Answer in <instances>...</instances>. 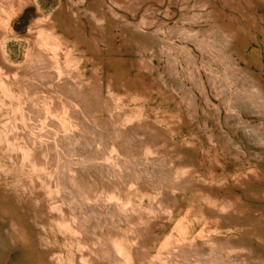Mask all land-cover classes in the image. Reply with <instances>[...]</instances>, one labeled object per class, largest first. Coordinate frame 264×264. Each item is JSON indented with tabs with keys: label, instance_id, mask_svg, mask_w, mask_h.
Here are the masks:
<instances>
[{
	"label": "bare ground",
	"instance_id": "1",
	"mask_svg": "<svg viewBox=\"0 0 264 264\" xmlns=\"http://www.w3.org/2000/svg\"><path fill=\"white\" fill-rule=\"evenodd\" d=\"M258 2L66 0L54 18L42 20L25 63H9L0 41V73L4 66L19 89L17 100L22 94L20 114L36 133L21 124L15 142L31 148L34 163L52 168L58 208L46 209L71 220L88 264H264V14ZM22 3L0 0V39ZM161 4L164 13L179 8L172 26L156 17ZM55 22L93 66L113 73L101 75L94 66L86 80L69 64L71 50L49 38ZM129 67H138L136 75ZM155 89L177 106L176 114L157 113L150 104ZM183 130L191 142L175 138ZM40 190L44 199L43 187L34 189ZM4 204L0 213L11 212ZM196 217L203 218L200 229L187 237ZM5 219L0 264L16 241L29 246L26 228L13 220L17 236ZM158 230H164L161 240ZM42 247L51 262L54 246ZM77 264L86 263L78 258Z\"/></svg>",
	"mask_w": 264,
	"mask_h": 264
},
{
	"label": "rangeland",
	"instance_id": "2",
	"mask_svg": "<svg viewBox=\"0 0 264 264\" xmlns=\"http://www.w3.org/2000/svg\"><path fill=\"white\" fill-rule=\"evenodd\" d=\"M258 1L257 10L259 13L264 14V1ZM22 5L23 6L15 14L11 15L8 21L9 31L0 39V41L2 40L1 42H3L2 47L5 59L13 64H22L27 61L28 52L44 27L42 20H46L50 17L54 18L58 8L62 6L65 7L67 3L66 0H23ZM166 5H169L168 1ZM162 6L163 4L158 5L160 11L157 10L156 17L165 19L167 24L170 23L172 26L179 19V8L174 6V11L166 12V14L164 13L165 8H161ZM129 18L133 19L131 16ZM83 20L87 23L84 17ZM54 25L55 27L52 32H54L55 35H53V37L51 33L49 38L52 39L57 37L71 50L69 55L71 60L69 64L74 65L76 63L86 80L92 78V69L94 66L101 75L107 72L113 73V71H110L111 67H104L103 69L102 65L93 66L90 54L88 52H83L81 45H79L80 47L75 45L72 36L60 28L56 22ZM41 38L45 40V34H42ZM50 39H46L45 41L49 43ZM4 68L3 66V73H0V177L3 178L0 183V198L3 200L1 199L0 202L4 201L5 207L11 212H1L0 217L6 218L5 220L8 221L7 228H9L13 234L16 233L17 236H20L19 229L11 227L13 220H15V224L20 223L26 228L29 236V239L25 242L29 246L26 247L24 242L16 241L14 244L15 247L9 251L4 264H77L78 258L88 264L85 258H81L83 254L82 250L79 248V238L75 235L71 220L65 216L59 218L48 213L50 208L55 210L58 208V198L55 194L57 187L53 185L54 177L49 181V178L53 176L52 168L48 169V167L34 163L31 158V148H22L21 140L15 142V134L21 129V124L25 123L27 129L29 131L31 130L29 129L26 115L20 114V111L24 109L22 105V94L19 93L20 101L17 100L18 95L15 92L17 87L11 80L6 79L7 70ZM137 70L138 67H129V73L133 75H136ZM148 80L150 83H153L149 77ZM17 90L19 91V89ZM152 92L150 104L155 107L158 114L164 111L176 114L175 109L177 106L170 99L165 100L156 89ZM13 99L16 100L15 103ZM144 103L146 104L145 101ZM136 104L139 105L140 103L137 102L135 105ZM12 112L14 114H12ZM20 116L22 119L19 118ZM46 125L48 124L46 123ZM31 132L36 134L35 131ZM175 138L190 142L193 140V138L189 136L188 130H183L179 135L176 134ZM43 174H46L48 179H45ZM36 177H40L42 181H44L42 185L36 182ZM39 187H43L45 191L46 196H44V199L42 198V190H40V192L34 191V189L38 190ZM134 190L135 188L131 189L132 192ZM46 198L48 207L44 203ZM136 198L141 202H149L153 196H137ZM191 198L192 196L189 195L186 200L187 203ZM46 208L49 209L47 210ZM183 208H185V204L175 213L174 218H178L181 215ZM204 215L203 213L202 216L204 217ZM202 219L203 218L196 217L194 222L190 223L191 227L186 231L187 237L193 235L200 229L199 226H201ZM172 225L173 218L170 224L165 226V229H170ZM164 230H158L159 239L162 237V232ZM1 240L4 241L3 238H1ZM6 244L8 243L6 242L4 245ZM121 244L120 248L123 249L124 253L127 255L128 244L126 242H121ZM45 245L46 247L54 246L53 253H55L56 256L52 258L51 262L45 258L47 251L42 249V246ZM152 246L151 254H154L157 249V243L153 242ZM128 264L130 263L128 262Z\"/></svg>",
	"mask_w": 264,
	"mask_h": 264
}]
</instances>
